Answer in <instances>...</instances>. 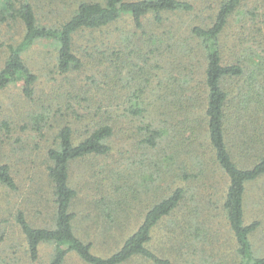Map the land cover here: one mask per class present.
<instances>
[{
	"label": "trees",
	"instance_id": "1",
	"mask_svg": "<svg viewBox=\"0 0 264 264\" xmlns=\"http://www.w3.org/2000/svg\"><path fill=\"white\" fill-rule=\"evenodd\" d=\"M196 8L189 0H0V92L21 85L23 96L33 99L38 77L25 53L39 43L54 47L56 72L66 85L65 91H54L55 103L49 104L54 110L44 112L59 121L57 141L48 151L55 197L51 220L33 223L23 209L13 212L32 260L43 244H51L50 264H64L70 253L87 264H123L136 257L175 264L153 246L164 225L170 228V251L192 264L208 252L207 243H219L213 234L203 246L206 232L195 221L209 201L214 204L221 173L227 184L219 198L232 233L222 262L264 264V248L254 242L264 226V207H251L255 198L257 206L264 204V0H215L202 24L186 18ZM124 18L131 20L130 29L120 28ZM115 25L116 33H110ZM153 58L162 63L150 65ZM171 61L175 70H163ZM85 69L88 75L76 79ZM130 153L136 160L134 181L117 177L114 168L110 202L96 194L81 199L79 177L72 174L78 163L113 157L108 168ZM160 164L163 173L155 177ZM159 181L170 184L168 190L153 188ZM127 184L150 190L149 205L123 240L107 236V228L103 243L113 248L120 243L109 255H98L94 241L78 234L81 206L90 209L89 227L104 215L119 227ZM0 185L18 187L6 162L0 163ZM7 210L0 211V243L9 236ZM250 213L255 219L249 222ZM218 259L213 264H222Z\"/></svg>",
	"mask_w": 264,
	"mask_h": 264
},
{
	"label": "rangeland",
	"instance_id": "2",
	"mask_svg": "<svg viewBox=\"0 0 264 264\" xmlns=\"http://www.w3.org/2000/svg\"><path fill=\"white\" fill-rule=\"evenodd\" d=\"M189 1L194 3L197 8L191 14L187 15L186 18H188V21L191 23L202 24L203 19L209 18V14L212 12L211 4L215 0ZM119 25L121 29H130L132 27L129 18H124V22L121 20ZM114 28L115 29L110 33H116L117 25H115ZM53 48L54 47L49 43H39L25 53L28 65L38 77L33 99L25 98L23 96L21 85H14L0 92V163L6 162L12 166V171L18 185L16 190H9L0 185V211L8 209V214H6L8 220H4V226L7 230V236L9 235L7 240L0 243V264H50L54 252L53 245L43 244L38 259L32 260L27 252L25 239L14 223L13 215V212L15 213L18 208H21L28 213V218L29 220H32L33 223H48L54 212L55 197L48 177V151L57 141L56 137L59 129V121L55 120L53 115L51 118L45 117L44 112L48 111V108L54 110L53 107H49L50 103H55L53 102V98L57 94L54 93V91H57L58 93L59 91H65L66 85H64V76L56 72L54 59L55 52L53 51ZM157 63L160 64L162 62L156 58L150 60V65H156ZM2 65L3 55L0 57V67ZM169 67L171 70H175L172 61L171 64L165 62L163 70H166ZM87 71V69L83 70L80 76H76V79L80 77L81 80L84 79L89 73ZM157 71L161 72L160 70ZM72 78L73 75L70 79ZM59 82H62L61 86H58ZM131 157L132 154L130 153L123 160L117 158L115 160L117 163H113V166L108 168L106 165L112 161L113 157L91 158L90 161L83 160L78 163L77 166L72 169V174L76 173L79 177L81 199L86 198V194H96L99 199L104 198L105 201L110 202V198L107 194L111 178L110 175H112L113 169L116 168V176H125V181L127 180L129 183V178H132L130 176L134 173L132 168L136 167V160H132ZM149 160V158H146L143 161L148 163ZM140 161L141 160L139 159V165ZM121 162L128 165V167H124L125 165H116ZM173 167L175 166L173 165ZM154 169L156 168L154 167ZM158 170V172L157 169L154 172L155 177H159V175L163 173L162 164H160ZM119 171L122 175H119ZM140 175L144 178L142 179L145 180V177L143 176L145 174L142 173ZM135 178H132V180L134 181ZM162 178L163 179H158L164 180V176ZM217 178V187L213 197L214 204L209 201L208 207L200 211L196 218L195 226H204L202 228H204L206 233L204 235V241L202 242L201 240L202 245L204 242L209 241L213 234H217V236L220 237L219 243L216 242L214 245L207 243L206 245L209 246L208 252L205 249L204 252L196 255H201V257L192 259V264H207L208 261L209 264H213L212 261L218 259V252L220 254L217 262L223 264L222 261L227 258V255L231 250L229 244L230 239L232 238V233L221 208L222 200L219 198L225 193L227 177L220 173ZM165 179L172 180L169 176ZM117 184L119 185V183ZM154 184L156 186H161L166 190H168L167 187L170 185L165 181H159L153 183V188ZM115 187L116 186H113L112 188L114 189ZM258 190V187L254 189L252 192V198H255ZM122 192L123 196L127 198V205L124 209L122 208L123 211H121V213L120 211L117 213V219L119 217V224H121L119 227L116 222L112 224L111 218H107L105 215L104 217L108 219V222H105L104 217L101 216L98 219H95V221L92 222L93 224L91 223L92 226L89 227V221L86 214L90 209L86 208L83 204L81 206L83 211H79L80 219L77 220L76 224L78 227V234L83 236L86 241H94L96 244L94 252L98 255H109L120 243V241H118V244H116L114 248L108 246V244H104L108 242L107 236L113 238L115 235L116 238H119L118 240H123L125 237H123V235H127L129 231L136 228L137 225L135 223V218L147 209L149 204L147 203L146 198L152 195V192L147 188L142 187V185H138L135 188L133 186L130 187L129 184L124 185ZM117 196L118 193L115 195V198ZM257 200L258 199L255 198L254 205H251L255 210H258L259 207H264V204L262 206H257V204H259ZM112 205L108 208H111ZM101 206L102 205L100 204V207ZM107 211L113 212L114 210L107 209ZM179 215L180 217H183L181 212ZM261 217L264 219L262 214L260 215V218ZM247 219L249 222L254 220L253 213H250ZM109 221L111 224H109ZM261 230L262 231L254 236V242L256 247L264 248V226ZM105 231H108L111 235ZM104 233L107 234L106 240L103 239L106 235ZM168 233H170L169 227L164 225L159 226L155 233V242L153 246L157 245L159 248H162L165 251V256L171 257L175 260V264H187L190 260H186L185 255L179 257L181 255L174 254L170 251V243L166 237L168 236ZM211 256L213 257L211 258ZM190 257L193 258L195 256ZM64 264L87 263L76 253H70ZM123 264L154 263L145 260V258L136 257Z\"/></svg>",
	"mask_w": 264,
	"mask_h": 264
}]
</instances>
